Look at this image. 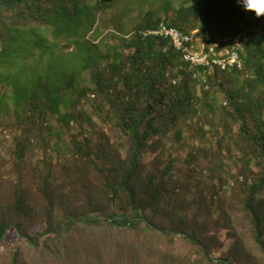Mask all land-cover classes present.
I'll list each match as a JSON object with an SVG mask.
<instances>
[{
	"label": "trees",
	"instance_id": "obj_1",
	"mask_svg": "<svg viewBox=\"0 0 264 264\" xmlns=\"http://www.w3.org/2000/svg\"><path fill=\"white\" fill-rule=\"evenodd\" d=\"M109 8L0 0V245L15 235L8 264H24L26 246L64 245L79 225L107 231V264H138L135 241L150 235L192 250L163 252L156 264H264V16L238 0H164L127 34L108 32L115 43L102 51L89 37ZM161 23L196 29L208 44L239 38L242 70H198L192 80L169 40L141 34ZM223 78L236 84L216 103ZM180 144L194 147L170 151ZM61 145L68 155L51 168ZM36 148L43 168H27Z\"/></svg>",
	"mask_w": 264,
	"mask_h": 264
},
{
	"label": "rangeland",
	"instance_id": "obj_2",
	"mask_svg": "<svg viewBox=\"0 0 264 264\" xmlns=\"http://www.w3.org/2000/svg\"><path fill=\"white\" fill-rule=\"evenodd\" d=\"M105 1L110 2L112 8H109V10L105 14L103 13V15H101L100 17L98 25V37H89L94 41L98 49L102 51L104 50L106 40L115 43L113 39L110 38L108 32L114 31L117 35L123 36L124 34L130 32L131 28L136 22L141 20V13L144 10L149 8H160L164 5V0ZM181 1L182 0H171L173 4ZM195 31L196 29L188 33H192ZM48 38L51 39L50 35H48ZM196 39L198 41H203L200 37ZM217 40H220V38H217ZM106 46L108 47V45ZM240 77L244 78L243 74H241ZM195 79L196 78L192 77V80ZM222 80L223 81L220 80L221 84H215V88L213 89L216 103L224 101V97L221 93L222 90H224V88L222 89L223 86L234 87V85L236 84L234 80L228 78H223ZM193 86L194 88L198 87L196 88L197 91L200 90L198 83L193 84ZM93 129L99 130L100 126L96 123ZM53 142L56 143L55 138ZM178 146L184 147L183 144L175 145L170 148V151H175ZM201 146L205 147L204 142L197 139V142H195V147L198 148ZM193 147V144L184 147V153L187 155ZM8 148L9 146L7 145L4 149V152H6ZM61 150V154L54 155L51 168H60V164L68 155L63 145H61ZM31 154L33 155V157L31 159V164L28 165L27 168H34L35 162H37L36 167L39 166L40 168H43V165L39 164V159H41L42 156L39 148H36ZM148 160L149 157H146V161ZM229 189L230 185H227V187L224 188L225 194H228L230 192ZM33 200H35V205H38L41 202L37 195L34 196ZM39 229V225H34L33 229H31L30 231V234H34ZM106 232L107 231L99 230L89 226L79 225L71 233L70 241L66 242L60 247H56L48 243L43 245L41 249L42 251L33 250L28 246L24 247L22 253L24 264H99L97 252H99L103 256L104 262L105 264H107L111 255V238L106 236ZM131 237L132 236H129L127 238ZM6 242L8 243L0 245V264L9 263L10 246L15 242V235L12 232L7 235ZM135 248L140 259L138 264H152V262H155L156 264L158 262L159 255L163 252H170L179 256H187L192 253L191 247L182 239L177 238L176 240L171 241L168 238L165 239L159 235L144 236L141 239L136 240Z\"/></svg>",
	"mask_w": 264,
	"mask_h": 264
},
{
	"label": "built area",
	"instance_id": "obj_3",
	"mask_svg": "<svg viewBox=\"0 0 264 264\" xmlns=\"http://www.w3.org/2000/svg\"><path fill=\"white\" fill-rule=\"evenodd\" d=\"M196 33L197 31L188 33L162 23L157 30H146L141 34L144 37L155 36L169 40L171 46L180 53L183 62L193 71L194 78L199 74L198 70H209L212 73L215 70L222 72L242 70L239 38L229 39L227 44L221 39L208 44L196 40Z\"/></svg>",
	"mask_w": 264,
	"mask_h": 264
},
{
	"label": "clouds",
	"instance_id": "obj_4",
	"mask_svg": "<svg viewBox=\"0 0 264 264\" xmlns=\"http://www.w3.org/2000/svg\"><path fill=\"white\" fill-rule=\"evenodd\" d=\"M238 3L245 11L255 13L257 18L264 16V0H238Z\"/></svg>",
	"mask_w": 264,
	"mask_h": 264
},
{
	"label": "bare ground",
	"instance_id": "obj_5",
	"mask_svg": "<svg viewBox=\"0 0 264 264\" xmlns=\"http://www.w3.org/2000/svg\"><path fill=\"white\" fill-rule=\"evenodd\" d=\"M162 24V23H161ZM159 26H160V24H159ZM159 26H158V28H159ZM153 31H155V30H157V29H152ZM220 71V70H219ZM238 71V70H237Z\"/></svg>",
	"mask_w": 264,
	"mask_h": 264
}]
</instances>
